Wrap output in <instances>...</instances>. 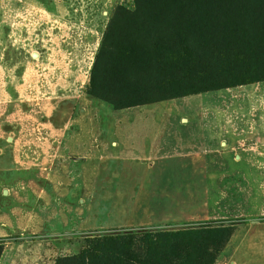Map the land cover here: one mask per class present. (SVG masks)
Returning a JSON list of instances; mask_svg holds the SVG:
<instances>
[{
	"label": "rangeland",
	"instance_id": "obj_1",
	"mask_svg": "<svg viewBox=\"0 0 264 264\" xmlns=\"http://www.w3.org/2000/svg\"><path fill=\"white\" fill-rule=\"evenodd\" d=\"M153 3L0 0V264H78L104 234L192 225L214 236L197 264H264V79L119 108L89 93L109 28L171 32Z\"/></svg>",
	"mask_w": 264,
	"mask_h": 264
},
{
	"label": "trees",
	"instance_id": "obj_2",
	"mask_svg": "<svg viewBox=\"0 0 264 264\" xmlns=\"http://www.w3.org/2000/svg\"><path fill=\"white\" fill-rule=\"evenodd\" d=\"M151 7L153 18L171 25V32L157 46L120 41L109 28L90 68V94L119 108L185 89L264 79V0H154ZM187 38L212 42L213 49L186 48ZM146 83L155 97L139 90ZM212 238V228L204 225L104 234L81 250L78 264H155L171 256L179 264H197L198 245ZM133 246L143 247V255L134 254Z\"/></svg>",
	"mask_w": 264,
	"mask_h": 264
}]
</instances>
